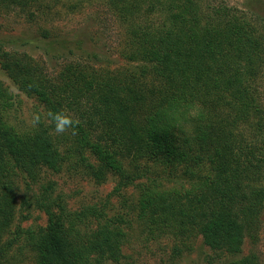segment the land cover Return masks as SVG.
Wrapping results in <instances>:
<instances>
[{"label": "trees", "instance_id": "trees-1", "mask_svg": "<svg viewBox=\"0 0 264 264\" xmlns=\"http://www.w3.org/2000/svg\"><path fill=\"white\" fill-rule=\"evenodd\" d=\"M59 1L0 0V12L33 20ZM100 1L121 26L124 66L101 65L84 36L40 31L45 59L65 58L52 70L0 38V68L15 87L42 114L80 120L75 136L54 135L46 120L19 128L0 80V264L15 263L14 248L31 251L34 264H118L130 212L150 238L174 240L171 259L197 237L213 251L240 252L264 211L263 23L224 0ZM64 168L116 183L105 199L69 209L40 176ZM130 186L139 190L131 206ZM34 208L44 226L12 229L17 212L27 219ZM235 264L258 263L250 253Z\"/></svg>", "mask_w": 264, "mask_h": 264}, {"label": "rangeland", "instance_id": "rangeland-1", "mask_svg": "<svg viewBox=\"0 0 264 264\" xmlns=\"http://www.w3.org/2000/svg\"><path fill=\"white\" fill-rule=\"evenodd\" d=\"M76 2V0H71ZM232 6L249 12L254 18L264 25V0H224ZM68 0H60L54 4L53 9L46 15H40L33 20L28 19L23 13L11 11L0 12V38L11 39L14 47L26 51L35 58L44 61L50 70L62 64L65 58L56 61L47 60L42 53L40 31L47 28L52 36L75 38L84 36L88 49L93 50L99 57V63L110 68L124 66L126 63L120 58L119 43L121 40V26L115 16L105 8L100 0H89L82 5L70 9ZM28 41L26 45L21 42ZM0 80L12 94V106L7 112L9 121L19 128H29V119L34 111L41 112L42 106L38 101L18 90L4 71L0 68ZM41 182L51 181L54 185V194L60 193L66 201L69 209H78L86 203L98 202L105 199L116 183L113 175H108L102 183L95 180L81 169L75 171L64 168L55 173L46 170L41 175ZM172 186V183L164 184L161 188ZM21 185V189L23 188ZM129 205L136 202L138 189L130 186L123 190ZM111 204L120 208V197L112 195ZM27 219H22L20 211L13 220L14 226L25 228L28 226H44L46 214L42 210L31 209ZM131 220L129 236L123 247L124 259L118 264H235L236 261L247 255L254 254L258 264H264V211L261 213L257 228L252 235H246L241 245L240 252L227 254L213 251L203 244L201 237L192 242V249L184 251L176 259H171V247L174 240L171 237L161 236L150 238L144 231L141 221L136 218L135 212L127 216ZM15 252L14 264H34L31 251L27 248L23 252Z\"/></svg>", "mask_w": 264, "mask_h": 264}, {"label": "clouds", "instance_id": "clouds-1", "mask_svg": "<svg viewBox=\"0 0 264 264\" xmlns=\"http://www.w3.org/2000/svg\"><path fill=\"white\" fill-rule=\"evenodd\" d=\"M42 120H46L52 125L54 135L71 134L75 136L78 134L79 118L72 116L64 110H48L43 114L39 111H34L31 113L29 124L32 128H36Z\"/></svg>", "mask_w": 264, "mask_h": 264}]
</instances>
